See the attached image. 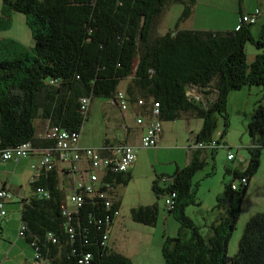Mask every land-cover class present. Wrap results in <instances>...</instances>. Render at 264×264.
I'll use <instances>...</instances> for the list:
<instances>
[{
	"label": "trees",
	"instance_id": "1",
	"mask_svg": "<svg viewBox=\"0 0 264 264\" xmlns=\"http://www.w3.org/2000/svg\"><path fill=\"white\" fill-rule=\"evenodd\" d=\"M1 2L0 30L9 27L11 13H20L25 17L33 45L26 47L10 39L0 42V150L30 143L33 151L28 157L41 158L47 151L55 160L52 169H41L38 177L29 182L33 193L22 200L20 212L23 239L43 264H80L85 254L90 258L83 264H131L109 244L112 214L119 210V201L108 208L105 199L90 200L84 195L77 213L71 215L69 222L64 220L60 207L68 193L59 173L56 140L37 135V120L46 121L48 129L58 127L80 133L88 116V112L82 115L80 99H114L121 83L129 79L122 87L128 102H157L160 122L180 120L184 115L200 119L202 126L195 135L196 143L213 140L217 117H221L223 129L217 140L221 143L229 125V95L245 87L260 86L264 97V23L261 36L254 40L250 32L254 23H246L243 17L231 31L180 29L179 24L192 15L196 0ZM172 4L183 6L177 23L165 34L153 36L156 18ZM248 42L260 50L250 64L245 54ZM191 87L202 99L186 96ZM246 130L250 140L246 166L241 171L225 168L229 181L216 197L217 217L206 227V234L184 210L195 203L192 179L205 165L204 153L213 156L217 150L190 152L188 164L166 178L165 188L158 185V180L153 182L154 194L171 200V208L166 209L179 225L175 237L164 238V264H264V213L248 219L236 253L227 255L240 204L259 169L264 149L261 102L255 105ZM104 142L110 146L108 140ZM113 178L114 175L104 177L100 189H105L106 184L126 185L130 175H117L114 184ZM241 179L246 184L239 186L237 181ZM39 188L44 194L37 192ZM158 215L157 204L138 206L130 212L134 222L151 227L156 225ZM70 228L73 233H68ZM105 233L109 236L102 245Z\"/></svg>",
	"mask_w": 264,
	"mask_h": 264
},
{
	"label": "rangeland",
	"instance_id": "2",
	"mask_svg": "<svg viewBox=\"0 0 264 264\" xmlns=\"http://www.w3.org/2000/svg\"><path fill=\"white\" fill-rule=\"evenodd\" d=\"M192 10V15L179 24L180 29L231 31L238 27L241 17L247 23L248 19L258 12L254 24L250 26V32L254 40H257L262 34L264 0H196ZM182 11L183 6L180 4L165 7L155 20L153 36L163 35L172 29ZM258 53L260 50H257L254 45L250 42L246 43L245 54L248 64L254 60ZM128 81L129 79L121 84L125 86ZM120 87L122 86L120 85ZM250 89V95L249 89L243 88L240 91L232 92L228 97L226 112L229 125L222 140L231 148L230 151L233 154L236 149H241V142L249 139L246 127L255 105L258 102L264 105L262 87L251 86ZM127 120L131 127V121ZM119 122L117 110L110 107L106 99H93L88 118L81 128V144L98 148L104 138H109L112 135L113 128ZM201 126L202 121L194 118L188 120L182 118L162 123L163 136L159 147L140 149L130 179L126 185H121L117 189V200L120 201L119 216L110 230L109 244L114 250L126 256L131 264H164L161 255L164 238L175 237L179 225L166 209L165 201L168 197H157L152 191V184L158 180V185L165 188L166 183H163L162 179H166L177 168H183L187 164L188 157L185 146L190 140L194 141L196 132ZM216 126L214 138H217V134L221 133L223 129L221 117H217ZM132 132L136 133L137 131L132 128ZM136 135L130 137V144L138 145V140L134 138ZM209 153L205 158V165L195 173L192 179L191 189L194 191L195 203L188 205L184 210L185 215L200 228L202 234L207 233L206 227L217 217L216 197L222 194L224 183L229 181V177L225 175V168L232 164L226 160L228 153L226 149L217 150L213 156ZM242 153L246 154V151L243 150ZM29 159L18 164V170L22 172L17 177L21 182L16 183L22 185L26 196L33 193L28 181L33 173L28 166L34 161L33 158ZM12 165L13 162L0 164V167L6 166L9 173L7 174L8 178L11 176ZM2 174L0 172V180ZM250 188L251 190L246 192L240 204L239 219L228 244V256H233L236 253L238 241L250 216L264 213V149L260 157L258 172L252 177ZM16 201L19 202L18 198L13 197V203ZM153 204H157L159 208L155 226H147L131 219L130 212L133 208ZM15 205L18 206L13 204V206ZM17 228L13 236L10 234L9 237H2L0 240V248L3 247L0 251V264H18L31 251L23 238L18 236L19 226Z\"/></svg>",
	"mask_w": 264,
	"mask_h": 264
},
{
	"label": "built area",
	"instance_id": "3",
	"mask_svg": "<svg viewBox=\"0 0 264 264\" xmlns=\"http://www.w3.org/2000/svg\"><path fill=\"white\" fill-rule=\"evenodd\" d=\"M255 16L253 15L248 19L247 22L254 23ZM244 21H246L244 19ZM186 96L190 99H194L196 101L202 99L201 95L197 92L196 88L191 87L186 92ZM117 108L121 111H126L129 107L128 97L124 93V91L118 90L114 95V99H109ZM91 100L87 97L81 98V112L82 115L86 116L88 112V105ZM139 106H145V102L143 99L137 101ZM159 104L155 101L149 102V108L146 111L145 118H136L135 123L137 125H144L145 129L140 138V147L143 149L156 148L157 143L162 132V123L158 120V111ZM48 130V131H47ZM45 134L43 135L46 138H51L56 140L57 152L59 155L60 161H65L71 164V168L69 171L71 188L66 190L68 196L66 200L61 204V212L64 220L69 222L71 219V215L77 213V209L81 207L83 202V196L86 195L90 200L95 197L99 199H105V206L110 208L114 204L116 199V186H111L106 184L105 189H100L99 183L103 180L107 175H114L113 184L116 181V176L120 174H125L128 172L129 167L132 165L136 158V148L126 142H120L118 140L117 145H105L103 148L92 149V148H80L78 146V141L80 137V133L78 132H68L65 130H60L58 127H52L47 129ZM217 139H213L208 143H192L187 146L188 151L192 152L195 150H219L226 149L228 150L226 159L228 161H232L234 158V154L228 149L227 146L222 143H218L217 140L220 136V133L217 134ZM30 151H33L30 143H24L20 146L7 148L0 150V161H10V160H18L20 158L28 157ZM103 151L109 152V155H105ZM37 152V151H35ZM189 152V153H190ZM81 159H85L88 163L89 168L92 170L91 173L86 174V179H82L77 175V171L75 167H73L75 162L80 161ZM55 164V160L53 156L47 152L43 151L42 157L39 159L36 173L34 177H38L41 169L50 170ZM163 183H166V179H162ZM238 185L246 184L245 179H241L237 181ZM237 182L232 184V189H236ZM103 184V185H105ZM37 192L40 194H44V190L39 188ZM12 198V192L9 188L5 186L0 188V222L4 219L6 215L5 205ZM165 205L167 208H171V200L167 198L165 201ZM119 216V210H114L112 214V219L114 221ZM105 222L108 223L109 219L105 218ZM101 223V221H98ZM114 223V222H113ZM68 233H73V230L68 229ZM24 235V227L20 224L18 236L23 238ZM108 236L106 233L102 236L101 244L105 245ZM51 242H55V239L50 236ZM72 237V236H71ZM34 251V250H33ZM90 258L89 254H85L79 260L80 264L86 263ZM38 255L34 251L33 260L28 264H43V262L38 261Z\"/></svg>",
	"mask_w": 264,
	"mask_h": 264
},
{
	"label": "crops",
	"instance_id": "4",
	"mask_svg": "<svg viewBox=\"0 0 264 264\" xmlns=\"http://www.w3.org/2000/svg\"><path fill=\"white\" fill-rule=\"evenodd\" d=\"M1 7H2V2L0 0V12H1ZM4 39L14 40V41L26 46V47H31L33 45L31 32H30L29 28L26 25V21H25L24 15H22L20 13H17V12L11 13L9 27L7 29H5V30H0V42L2 40H4ZM121 86L123 87L124 84H121ZM122 87H120L119 90L123 91L124 89H122ZM245 88H247V87H245ZM248 89H249L248 92H249V95H250V90L251 89L250 88H248ZM138 100H140V99H137L136 102H134L133 104H129V107H128V109L126 111H121L109 99H107V104L110 107L115 108L117 110V115H118V118L120 119V122L117 123V125L113 128V133L109 137L110 139L109 138H104L102 143H101V145H99L98 148H92L91 146H84V145L81 144V132H80V137H79V141H78V146L80 148H92V149H98L99 150L100 148H103L105 145H107L104 142L105 140H108L110 145H113L112 141H114V140L118 141L117 135L121 136V139L119 140L120 142H126V143L130 144L129 143L130 137L132 135L134 136V135L138 134V135H136L134 137L135 139L138 140V145L130 144V145H132V146H134L136 148V158H135L134 162L132 163V165L128 169V174L130 175V177H131L135 162L137 160V156H138L139 150L143 149V148L140 147V138H141V135L143 134L144 129H145L144 125H137L135 123V120H136V118H145L146 111L149 108V101L147 103L144 101L145 105L147 104V108L144 109L143 108L144 106H139L137 104ZM91 102H92V100L89 102V105H88V114H89V111H90ZM184 116H186V117H183L184 119H186V120L190 119L189 116H187V115H184ZM87 118H88V116H87ZM127 119H129L131 121V127L129 126ZM36 124H37V127H38L37 135L39 137H41V136H43L45 134L46 130L48 129V123L46 121L37 120ZM132 128H134L135 131H137V132L136 133L132 132ZM199 130H200V128L198 129V131ZM162 136H163V128H162V133H161L160 139L158 140L156 148L159 147V144H160ZM213 139H217V138H214V136H213ZM192 140H190V142H188L187 145L185 146V151H186V154H187V157H188V161H189V152L190 151H188L187 146L195 142V137H194V141H192ZM221 143L225 144L228 147L226 142L224 143L222 141ZM241 144H242L241 149H239V148L236 149V151L234 153V155H236L235 156V160L228 161L226 159L227 162L232 163L231 165L226 166L227 169H230V170L233 169V170L241 171L246 166V163H247V152H246V154H244L242 152H243V150L246 151V148L250 144V140L247 139L246 141L241 142ZM156 148H150V149H156ZM228 149H231V148L228 147ZM145 150H147V149H145ZM103 153L105 155H109V152H107V151H103ZM207 154H208V152L204 153V158L207 157ZM29 158H33V161H34V162L30 163V165L28 166L29 169L33 173L30 176L31 178H28V181L30 182L31 179L34 177V175L36 173V168H37V165H38V162H39V159H40L39 155H34V156L26 157V158H20V159H18L16 161H14V160L0 161V164L1 163L13 162L12 171L10 172L11 176H9V178L7 177V174H9V173L6 170V166L5 167H0V172L3 173L2 174V179L0 180V188L5 186L6 188H9L11 190V192H12V198L5 205L6 215H5L4 219L1 220V222H0V226H1V229H0V240L2 239V237L3 238L6 237V236L9 237L10 234L13 236L15 234V232L17 231L16 230L17 226L20 227V212H21V208H22V200L25 197H27V196L25 195L26 192L23 189L22 185L21 184L20 185L16 184L18 181H20L17 176H20V173L22 172V171L18 170V164L21 161L28 160ZM187 164H188V162H187ZM73 167H75V169L77 171V175L79 173V176H81L82 179H86L87 178L86 174H89V173L92 172V170L89 168L88 163L85 161V159H81L80 161L75 162ZM58 168H59L60 176H61L62 181H63V173L67 172L69 174L68 170L71 168V164L68 163V162H65V161H63V162L60 161V163L58 165ZM250 183H251V181H250ZM250 183L248 185L247 193L251 190ZM119 186H121V185H119ZM119 186H117L116 191L119 188ZM117 195L118 194L116 192V199H117ZM13 197L18 198L19 202L16 201V203H13ZM117 201H119V199ZM13 204H17L18 206H16V205L13 206ZM252 215H254V214H252ZM113 225H114V223H113ZM27 245L30 247L31 251L28 253L27 256L22 258V261H19L18 264H28V263H30L33 260L34 251H33L32 247L29 244H27ZM2 248L3 247L0 248V251H2Z\"/></svg>",
	"mask_w": 264,
	"mask_h": 264
},
{
	"label": "water",
	"instance_id": "5",
	"mask_svg": "<svg viewBox=\"0 0 264 264\" xmlns=\"http://www.w3.org/2000/svg\"><path fill=\"white\" fill-rule=\"evenodd\" d=\"M117 139L120 140L121 136L117 135ZM117 143H118L117 140L112 141L113 145H117ZM63 188L65 190H68L71 188L70 177H69V174L67 172L63 173Z\"/></svg>",
	"mask_w": 264,
	"mask_h": 264
},
{
	"label": "bare ground",
	"instance_id": "6",
	"mask_svg": "<svg viewBox=\"0 0 264 264\" xmlns=\"http://www.w3.org/2000/svg\"><path fill=\"white\" fill-rule=\"evenodd\" d=\"M162 123V122H161ZM162 133V132H161ZM160 136H161V134H160ZM159 139H160V137H159Z\"/></svg>",
	"mask_w": 264,
	"mask_h": 264
}]
</instances>
